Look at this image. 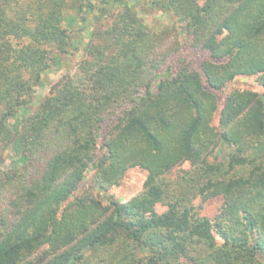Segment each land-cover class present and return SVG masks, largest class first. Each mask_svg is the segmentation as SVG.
Masks as SVG:
<instances>
[{
  "label": "trees",
  "instance_id": "16d2710c",
  "mask_svg": "<svg viewBox=\"0 0 264 264\" xmlns=\"http://www.w3.org/2000/svg\"><path fill=\"white\" fill-rule=\"evenodd\" d=\"M101 1L110 21L80 76L20 124L53 51L78 46L67 0H0V264H264V0H152L176 18L160 30L135 0ZM174 36L210 58L163 76ZM239 75L263 90L234 89L220 108L213 91ZM136 166L147 176L127 201L84 185L93 169L105 192ZM218 196L203 215L196 200Z\"/></svg>",
  "mask_w": 264,
  "mask_h": 264
},
{
  "label": "rangeland",
  "instance_id": "374dc122",
  "mask_svg": "<svg viewBox=\"0 0 264 264\" xmlns=\"http://www.w3.org/2000/svg\"><path fill=\"white\" fill-rule=\"evenodd\" d=\"M95 6L94 10L89 8V2ZM152 0H135V8L138 11L143 23L152 29L160 30L164 28H171L176 26V18L171 12L162 11L151 2ZM101 0H67V6L65 9V20L64 25L69 27L74 35V45L77 48H71L68 53H61L59 51H53V61L50 68L43 71L41 76V82L35 88V92L32 96V102L27 110L20 114L17 118L20 120L22 117L36 110L40 102L49 93L51 86L56 83L63 75L70 74L76 77L80 76L78 68L79 62L85 57L84 47L90 39L91 31L101 23H107L110 21L108 18H102L100 15L101 7L104 4ZM106 5V4H105ZM117 3L113 5H106L108 9L118 8ZM176 40L180 43L179 48H175ZM168 44L174 48L175 52L169 56L168 63L164 65L163 76L168 74L167 66L169 65L172 72H176L182 61L189 64L193 68L199 69L203 60L210 58L209 52L204 50H197L190 46V43L185 39L174 36ZM166 66V67H165ZM251 89L255 91H262V86L257 82L256 76H242L239 75L232 81L228 82L225 87L221 90H214L219 100V107L221 108L225 102L226 96L229 92L234 89ZM219 108V109H220ZM16 118H12L11 122L15 121ZM21 124V120H20ZM214 124H218V113L215 116ZM10 150L8 151V154ZM220 156V153L216 152L211 156ZM189 163H183L177 166L174 171H178L182 168H188ZM93 169L87 172L84 185L89 188L92 193L108 201L110 198L127 201L142 191L144 180L147 176V170L136 166L129 168L120 183L113 185L109 190L103 192L92 185ZM83 187V186H82ZM81 187V189H82ZM80 189V190H81ZM223 202L221 196L211 198L206 201H202L200 198L196 200L197 204H201V212L203 215L213 218L219 211Z\"/></svg>",
  "mask_w": 264,
  "mask_h": 264
}]
</instances>
